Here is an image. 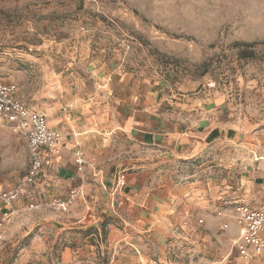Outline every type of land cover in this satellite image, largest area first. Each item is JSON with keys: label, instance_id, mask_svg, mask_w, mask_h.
Returning <instances> with one entry per match:
<instances>
[{"label": "crops", "instance_id": "crops-1", "mask_svg": "<svg viewBox=\"0 0 264 264\" xmlns=\"http://www.w3.org/2000/svg\"><path fill=\"white\" fill-rule=\"evenodd\" d=\"M123 1L0 0V80L15 85V97L43 114L48 126L60 132L62 144L57 155L41 149L42 168L23 186L14 218L23 201L31 207L50 206L74 188L90 190L95 181L110 198L116 174L126 170L132 171L125 196L136 226L147 232L156 229L161 224L155 214L172 207L165 190L153 192L140 185L145 168L156 160L190 158L212 141L242 132L236 125H223L220 107L210 105L206 96L186 94L142 73L121 34ZM0 139L6 156H13L18 141L28 156L26 140L18 133L2 128ZM77 149L91 166L84 172L73 163ZM182 197L186 202L176 215L188 227L193 213L204 216L200 223L209 228L224 227L222 236L231 249L219 255L220 264H264V252L250 261L237 252L231 256L239 233L232 206H264V177L237 173ZM221 209L224 215L213 217Z\"/></svg>", "mask_w": 264, "mask_h": 264}, {"label": "rangeland", "instance_id": "rangeland-1", "mask_svg": "<svg viewBox=\"0 0 264 264\" xmlns=\"http://www.w3.org/2000/svg\"><path fill=\"white\" fill-rule=\"evenodd\" d=\"M121 31L143 74L206 96L220 107L223 125L242 132L190 158L156 160L145 168L140 185L165 190L175 209L155 214L161 226L148 232L136 226L127 205L132 171L116 174L124 180L115 190V178L110 198L95 181L90 190L74 188L66 209L23 201L0 228V264H220L219 255L230 251L224 227H207L197 213L188 227L176 214L186 202L183 194L199 185L237 173L264 177V0H124ZM16 144L9 157L0 139L2 186L23 182L28 156L23 142Z\"/></svg>", "mask_w": 264, "mask_h": 264}, {"label": "built area", "instance_id": "built-area-1", "mask_svg": "<svg viewBox=\"0 0 264 264\" xmlns=\"http://www.w3.org/2000/svg\"><path fill=\"white\" fill-rule=\"evenodd\" d=\"M16 87L0 80V129L10 128L26 140L28 150L27 176L22 184L11 188L0 187V228L7 226L15 213L14 203L21 197L25 184L33 182L42 168L41 149L46 148L53 154L61 152V134L48 126L46 117L36 111L29 110L15 97ZM73 163L78 172H82L88 164L82 150L74 152ZM124 174L116 177L115 190L123 184ZM77 195L71 190L65 200L56 199L53 204L66 209ZM217 216L222 217L224 210H218ZM231 217L238 227L239 233L233 242V248L245 261H250L264 252V206L252 207L246 203L232 206ZM201 222V220H199Z\"/></svg>", "mask_w": 264, "mask_h": 264}]
</instances>
